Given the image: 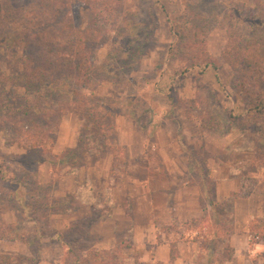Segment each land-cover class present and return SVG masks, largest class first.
Segmentation results:
<instances>
[{"label": "trees", "instance_id": "16d2710c", "mask_svg": "<svg viewBox=\"0 0 264 264\" xmlns=\"http://www.w3.org/2000/svg\"><path fill=\"white\" fill-rule=\"evenodd\" d=\"M16 1L0 0V25L9 28L8 32L3 33L4 36H9L6 42L10 44L11 41L12 46L19 47L24 52L21 57L22 71L18 75H3L4 80L10 81V89L2 94L4 100L1 107L10 114L9 116H12L13 108L14 114L23 117L21 122L24 125L22 127L24 137L15 143L24 151L7 155L21 167V176L15 179L8 178L7 181L20 189L24 188L27 201H21L16 196V191L18 193L20 189L8 192L0 190V196L2 195L0 241L20 239L28 246L31 255L0 254V264H34L40 256L44 238L48 239L51 248L54 244L62 250L61 264H114L112 260L115 258V253L105 254L103 249L96 247L94 243H89V239L92 238L90 233L92 224L109 218L112 214L114 203L110 189L116 185L120 174L125 171L127 161L126 148L108 141L114 130L115 100L98 96L94 89L89 93L84 91L90 80L99 76L105 68L100 66L92 55L99 39L90 30L72 31L69 27L72 32H66L70 19L67 16L61 18V15L67 7H70L67 0H39L38 8L29 11L16 4ZM87 1L90 0H84ZM98 1L106 4L103 0ZM217 1L224 7L220 13L211 7L209 11L204 8L203 11L197 12L193 7L197 2L186 0L182 16L180 15L178 20L171 21L172 30L177 36L176 44L171 51L175 54L179 44L189 42L188 45L198 48L197 56H203L206 49L202 37L205 33L204 24L208 18L226 29L228 37L221 52V60L231 68L233 74L231 84L244 100L245 109L238 115L233 114L230 109L226 111L215 95L209 93L206 97L200 87L197 88L195 99L191 101L192 108L198 111L202 125L210 130L220 135L231 130L239 132L241 147L246 148L253 155L246 169L263 171L264 0ZM199 17L202 18L198 21ZM125 22L127 25L129 21ZM182 23L188 26V34L183 32ZM128 29L130 30V27ZM133 36L136 37L137 34ZM125 38H128L127 47L135 41L129 35ZM126 56L127 53L124 54V58ZM209 65L218 70V66L209 62L204 56V66ZM216 79H218L217 75ZM12 88H20L22 91L18 94L12 92ZM13 96H18L22 100L21 109L16 110L10 103L9 100ZM206 100L213 101L215 110H208V107L200 109L199 106L206 105ZM221 110L223 118L219 113ZM67 113L73 114L79 121L78 138L72 148H67L58 155L53 152V147L61 118ZM103 152L111 156V166L102 200L93 195L94 189L89 176H86L82 182L79 181L76 191L70 197L61 199L52 194L51 189L57 182L53 170H51L50 184L44 186L38 183V167L30 171L25 168L43 163L55 165L56 161H59L69 166L67 174L76 177L80 176V170L76 168L77 164H81L87 156L97 157ZM193 157L194 155L190 154L188 164L190 170L199 174V185L202 188L200 203L202 205L208 203L210 209H204L200 217L183 222L171 220L168 226L174 234H182L183 232L180 231L194 232V234L169 243L168 264H175L174 258L177 256L175 245L178 241L198 243L200 250L205 254L206 264H211L215 249L224 242L221 247L223 256L215 257L216 261L218 264H236L233 248L228 243L233 233L234 198L216 201L212 184L215 181L205 177L206 173H209L208 170L204 171L206 164ZM2 180L5 179L2 177ZM31 185L32 187L29 188ZM1 200H4L6 205L12 202H17L19 206L26 205L29 210L32 209V215L25 213L26 219L18 221L15 226L3 224L1 213L5 209L2 208L4 204ZM84 205L89 207L90 216L72 221L67 228L49 226L50 214L74 212ZM127 208H130L129 204ZM41 209H43V221H38L37 214ZM127 214L131 216L129 209ZM27 218L34 222L33 226H27ZM251 226L252 229L260 228L259 223ZM156 234L157 241L160 242L159 233Z\"/></svg>", "mask_w": 264, "mask_h": 264}, {"label": "rangeland", "instance_id": "374dc122", "mask_svg": "<svg viewBox=\"0 0 264 264\" xmlns=\"http://www.w3.org/2000/svg\"><path fill=\"white\" fill-rule=\"evenodd\" d=\"M38 1L17 0L16 4L29 11L38 8ZM191 1L197 2L196 5H193L197 12L203 11L204 8L209 11V7L218 13L224 9L217 3V0ZM67 2L70 7H67L61 15V18L67 16L70 19L66 32L90 30L99 39L92 55L95 61L100 66H105V68L99 73V76L90 80L84 91L89 93L90 90L94 89L95 94L98 96L115 100V104H113L114 130L109 136V143L124 146L119 144V138L121 141L127 140L129 143L134 144L138 142V137L144 136L146 153H148L149 158L156 160L158 159L157 151L154 148L156 143L162 144L170 134L174 137L179 135L176 138L177 141L189 145L187 148L183 147L187 151L185 161L188 163L190 154H193V159L198 158L201 163L205 164L207 153L196 146H200V139L204 141L208 132L220 134L203 126L198 111L192 108L191 101L195 99L198 93L197 88H202L201 90H203L206 97L209 96V93L215 95L221 107L226 111L232 110L235 115L242 113L245 109L244 100L231 84V81H233L231 68L221 60V52L228 37L226 29L208 18L210 21L206 19L204 24L205 33L202 37L205 41L206 53L199 56L202 58L197 56V53H199L198 48L188 45L189 42L179 44L177 52L172 54L171 48L176 44L177 36L172 30L171 21L178 20L180 15L182 16L186 0H103V3H106L105 5L98 0H90L89 2L67 0ZM200 18L202 17H199L198 21ZM125 21H129L127 25ZM69 27L72 31L69 30ZM181 27L184 29L183 32L188 34V26L182 23ZM8 30V27L3 28L0 25V190L5 192L13 191L16 187V185L8 183L7 179H15L21 176V167L7 155L19 154L20 151H24L15 143L24 137L22 131L24 125L21 122L23 117L17 113L14 114L15 109L13 108L12 116H9L10 114L1 107L4 100L2 94L10 89V81L4 80L3 75H18L22 71L21 57L24 53L21 48L12 46L11 41H9L10 44H7L6 39L9 36H4L3 33L8 32ZM135 33L137 34L136 37L133 36ZM126 35L135 39L129 47H127L128 38H125ZM125 53H127L126 58H124ZM204 56L209 62L215 63L218 70H215L212 65L204 66ZM216 75L218 79H216ZM13 91L19 94L22 90L12 88ZM9 101L16 110L21 109L23 106V102L18 96L11 97ZM199 107L200 109L208 107V110H215L211 100H208L206 105ZM219 113L223 118L222 110ZM177 120L179 125L176 128L175 121ZM79 126V121L73 114L67 113L61 118L57 138H59L60 148L62 149L56 154L60 155L67 149L65 145L68 143H74L75 145ZM183 131L187 133V137L189 135L191 137L185 139L186 136L182 135ZM230 132H236L240 137L239 132L236 130ZM237 141V144L240 145V138ZM104 153L106 152L97 157L87 156L81 164L76 165V168L80 170V182L86 176H92L95 173L94 190L99 200L103 199L108 183L107 181L104 183L106 175L104 172L106 163L102 156ZM43 164L44 166L47 164L50 170H53L54 179H59L65 173L67 174L66 171L69 169L66 163H59V161H56L55 165ZM39 166L23 167L30 171L32 168L35 170L36 167L39 170ZM125 166V171L120 174L116 185L130 188L122 205L126 216L131 217L130 219L133 220V213L135 214L137 224L144 222L147 215L146 208L141 201V170L140 167L136 169L133 167V171H129L127 161ZM38 170L37 177L39 175ZM157 171V169L154 170V172ZM192 171L190 170V172ZM204 171H206V167H204ZM190 172L183 179L188 180L189 184L199 185L197 173L195 171ZM2 177L5 180H2ZM44 177L43 171L41 181L44 180ZM205 177L208 179L207 175ZM155 181L157 182L155 179L152 182L149 181L148 185L156 187ZM56 184L51 189L52 192L56 189ZM212 184L214 187V183ZM31 187L32 185L29 186V188ZM48 188L50 187L48 186ZM23 191L25 189L19 191V193H23ZM0 199H2V195ZM1 201L4 204L3 210L11 205L18 207L17 202L6 205L4 200ZM128 204L130 208H127ZM128 209L131 216L127 214ZM42 211L43 209L37 214L38 221H43ZM29 215H32V209H30ZM20 220L23 221L22 218ZM255 223H259L260 228L258 230L252 229L251 225ZM132 226L133 221L130 222V227H126L124 231L113 230V239H108L106 232L108 227H105L102 229L100 236L91 234L92 238L89 239V243H94L96 247L103 249L105 254L115 253V258L112 260L114 264H162L157 260L142 261V253L151 246L150 243L145 244L143 247H137L133 244L131 240ZM250 227L254 241L264 243V215L259 219H253L250 222ZM156 232L159 233L160 239L164 237L169 243L194 234V232L187 233L184 231H180L183 232L182 234H174L169 226L162 223L158 224ZM156 235L155 241L158 242ZM100 240L104 243V246L96 245ZM42 241L40 256L34 264H61L62 250L54 244L51 248L47 238L42 239ZM1 243L4 245L5 241ZM222 245H224V242H221L218 248L215 249L211 264H218L215 257L223 256ZM46 250L55 256H52V258L42 256V253L44 255ZM261 254L254 257L255 263L246 261L244 264H264V252ZM42 257L43 259H41ZM44 259L45 261H43ZM198 260V264H206L204 257Z\"/></svg>", "mask_w": 264, "mask_h": 264}, {"label": "crops", "instance_id": "0c3cea01", "mask_svg": "<svg viewBox=\"0 0 264 264\" xmlns=\"http://www.w3.org/2000/svg\"><path fill=\"white\" fill-rule=\"evenodd\" d=\"M176 128L179 125L178 120L175 121ZM121 134V133H120ZM138 136L137 133H135ZM182 135L185 139L187 133L183 131ZM206 139H200V146H196L202 151L206 152V174L212 178L214 183V196L217 201H222L226 198L233 197V221L232 231L228 240L229 246L233 248V258L236 264H244V262L255 263V256L262 255L264 252V243L254 241L250 222L264 215V170L246 169V165L252 160V153L246 148L238 145L239 135L236 132H229L224 135H217L208 132ZM179 137V135H177ZM176 136H170L163 143H156L154 147L157 151V158L153 160L149 158L146 153L145 137H138V142L131 144L127 140L121 141L119 144L126 147L129 165V171L140 167L141 170V201L146 208V220L141 223L135 222V214L133 213V220L126 216L123 208V201L126 198L128 189L122 185L113 186L110 189L112 201L114 206L111 211V216L104 220L95 221L90 228L92 235H101L102 229L108 227V239H113L114 231H124L126 227H130V222L133 221L132 226V242L134 245L143 247L150 243V248L144 250L142 253V261L157 260L162 264H168L170 260V244L164 237L160 242L155 241L156 227L158 224L169 225L172 219L177 222H183L190 218H196L203 215L204 209H209L208 203L202 205V188L200 185L189 184L188 180L183 179L187 177L190 172V166L185 161L187 158V151L183 148L185 145L178 142ZM174 138V139H173ZM157 139V137H156ZM231 139V140H230ZM158 142V141H157ZM237 144V145H236ZM67 148L73 147L74 143L65 145ZM195 147V146H194ZM59 138H57L53 147V152L61 151ZM59 150V151H58ZM21 153L23 151H20ZM106 167L104 168L105 180L110 170L111 157L108 153L102 154ZM155 163V164H154ZM134 167V168H133ZM154 167H156L154 169ZM158 170L154 172V170ZM39 175L37 177L38 183L44 186L50 184L51 170L49 166L40 164ZM44 171V180L41 181V175ZM190 173H193L190 172ZM89 176V180L94 189L96 183V176ZM199 178V174L197 173ZM157 180L156 187L148 185L149 181ZM80 176L76 177L71 174H66L57 178L56 189L52 194L64 199L70 197L76 191ZM147 183V184H146ZM126 184V183H125ZM14 189H20L16 186ZM21 188L18 191H22ZM156 193V195H155ZM93 195L97 197L95 190ZM16 196L21 201H26L27 193H17ZM99 198V197H98ZM16 199V198H15ZM17 200V199H16ZM26 205L12 206L1 213V221L3 224H15L22 219H26L25 213H30ZM38 213V212H36ZM90 209L88 206H81L74 212L64 214H50L48 224L54 228H67L72 221L90 216ZM27 226H33L34 222L27 218ZM30 222V223H29ZM251 229V230H250ZM98 239H100L98 237ZM4 245L1 242H4ZM225 244V243H224ZM96 245L100 246L104 243L100 240ZM177 256L174 258L175 264H198L199 258H205L204 252L199 248L198 243L191 241H178L175 245ZM150 249V250H149ZM47 251V250H46ZM42 253V256L51 255L50 251ZM0 254H23L30 256V250L26 244L20 239L1 240ZM43 259V257L41 258ZM45 261V259L43 260Z\"/></svg>", "mask_w": 264, "mask_h": 264}]
</instances>
